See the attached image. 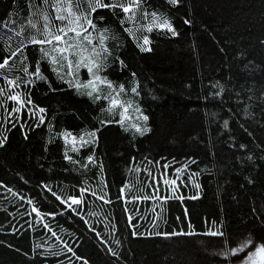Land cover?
<instances>
[{
    "label": "trees",
    "instance_id": "1",
    "mask_svg": "<svg viewBox=\"0 0 264 264\" xmlns=\"http://www.w3.org/2000/svg\"><path fill=\"white\" fill-rule=\"evenodd\" d=\"M149 5L179 33H146L150 52L139 50L121 17L108 9L94 14L104 17L98 27L115 33L109 46L123 61L109 57L101 75L129 89L125 98L149 117L151 131L144 135L130 127L145 126L131 110L124 126L101 125L120 117L104 110L107 101L78 94L47 61L40 65L48 83L27 88L33 105L47 110L44 124L35 127L28 110L15 113L7 79L35 80L20 68L33 71L40 53L38 46H24L25 36L8 40L13 34L0 28V62L9 45L27 57L22 65L18 53L16 67L0 73V136H7L0 147V264H240L245 252L233 257L231 248L249 239L264 242V0ZM29 14L26 0H0V21ZM78 75L82 82L90 78L83 68ZM136 84L139 96L130 92ZM97 128L96 144L68 152L79 163L65 159L57 133ZM89 155L95 164H88ZM149 173L160 182L155 195L173 198L145 199L154 195ZM193 173L200 189L192 186ZM177 177L173 194L163 181ZM82 187L89 191L75 212L57 199L79 197ZM197 192L199 199L176 198ZM181 231L195 234L164 235ZM212 231L224 235L205 234Z\"/></svg>",
    "mask_w": 264,
    "mask_h": 264
},
{
    "label": "snow or ice",
    "instance_id": "2",
    "mask_svg": "<svg viewBox=\"0 0 264 264\" xmlns=\"http://www.w3.org/2000/svg\"><path fill=\"white\" fill-rule=\"evenodd\" d=\"M167 2L173 6L179 5L182 0H167ZM27 8L30 14L25 17L24 20L7 19L0 21V28L7 29L8 32L13 35L8 36V40H12L15 37L25 36L28 45L38 46L37 50L40 53V58L36 62L33 71H29L27 66H22L20 71L25 73L29 77H35L33 79H24L23 77H16L14 79H7V83L12 86L13 91L7 96L8 100L14 102L15 113H20L22 110H28L30 116L36 119L37 123L35 127H40L45 122L46 109L33 105L31 100V94L27 91L28 86L34 85L37 81H44L48 83L47 76L43 73L40 65V61H47L51 66V71L55 73L59 79L69 85V87L75 88L78 94L87 95L93 102L101 99L108 102V107L105 111L118 115L120 117L117 121H101V125L111 124L113 122L119 123L124 126L127 121L130 120L131 112L139 113V119L145 122L144 127H140L138 124H131V128L135 129V132L140 135H144L151 131L147 127L146 122L149 117L143 115L138 103H135L131 99L125 97L129 93V89L124 84H115L110 81L107 76L101 75L109 66V57H113L115 61H118L123 65V61L119 60L118 56H114V50L109 46V42L116 39L115 33L108 27L100 28L98 23L104 20L103 16H94L101 9H108L114 16L121 17L120 24L123 27L125 24L131 26L124 28L135 41L137 47L141 52L152 51L150 44L151 40L148 34L152 33L154 29L166 30L171 33L172 36H177L179 33L171 21L163 14H158L156 10L149 11V0H26ZM11 13L9 16L11 17ZM59 21V23H56ZM147 21V23H144ZM190 23V21H185ZM139 33V35H137ZM20 44H24L21 40ZM10 53L6 56L2 62H0V73L5 70H11L16 67V62L13 59L19 53L23 56V48L17 46L13 49L10 45L8 47ZM27 60L26 56H23L21 64ZM86 69V73L89 75V79L81 81L79 79V69ZM135 76V73L132 74ZM71 77L70 79H65ZM109 89L107 93L103 92V87ZM23 91H16L18 88H22ZM49 87L51 85L49 83ZM139 85L136 84L130 88V92L139 96ZM55 91V89H52ZM5 89H0V95L4 93ZM33 105V108L29 109L28 106ZM39 113L40 115H37ZM15 126V125H13ZM23 128L24 125L22 124ZM128 130V128H125ZM100 129L97 128L92 131H87L83 134L74 135L70 131H64L57 133L65 143V159L70 163H79L73 156L68 155V152L78 153L81 148L94 145L98 141L97 132ZM27 138V137H25ZM7 136H0V147L6 142ZM51 142V141H49ZM243 147V145L241 146ZM252 159L251 156L248 157ZM88 164H95L96 160L94 156L89 155L87 157ZM88 164H84L83 167H87ZM183 171V169L179 170ZM152 176V173H149ZM197 174L193 173V184L195 189H200V184L194 181V177ZM152 179L155 181L153 185L154 195L153 197H145V199H158L166 201L173 198L172 196H156L155 193L160 191V182L156 180L154 176ZM177 177L172 180H164L163 183L170 186L173 194L178 192L179 185H177ZM45 187H47L45 185ZM51 191V189H49ZM89 189L82 187L80 189L79 197H68L67 199H61L57 196V199L61 203L66 204L73 212L77 211L84 203V194ZM54 196L55 193H52ZM96 195L95 192L91 193ZM103 199V196L99 197ZM178 199H199V192L190 197L177 196ZM31 203V201H29ZM76 207H73V206ZM37 215H40L39 210L35 207L32 209ZM187 215V210H185ZM31 213H29L30 215ZM132 220V217H129ZM45 228H49L46 224ZM135 227V225H133ZM51 231V229H49ZM137 235V233H133ZM194 232H172L165 233L167 236L177 235H193ZM211 236H223L221 231H212L205 233ZM55 236L56 233L52 232ZM99 236L100 234L97 233ZM142 235V234H139ZM161 235V233H156ZM246 249H249L246 251ZM72 251L71 248L68 249ZM245 252V256L240 260V264H264V242H257L254 239L244 241L237 247H233L229 250V253L233 257H239L240 253ZM226 253L225 255H228ZM115 255V253H113ZM87 264V262H85Z\"/></svg>",
    "mask_w": 264,
    "mask_h": 264
}]
</instances>
